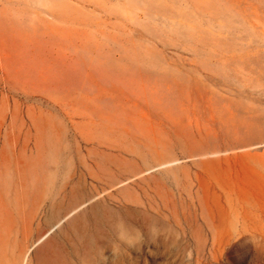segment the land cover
<instances>
[{
  "label": "rangeland",
  "instance_id": "rangeland-1",
  "mask_svg": "<svg viewBox=\"0 0 264 264\" xmlns=\"http://www.w3.org/2000/svg\"><path fill=\"white\" fill-rule=\"evenodd\" d=\"M0 264H264V0H0Z\"/></svg>",
  "mask_w": 264,
  "mask_h": 264
}]
</instances>
